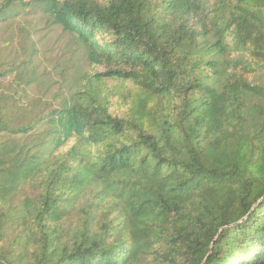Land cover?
<instances>
[{"label": "trees", "instance_id": "16d2710c", "mask_svg": "<svg viewBox=\"0 0 264 264\" xmlns=\"http://www.w3.org/2000/svg\"><path fill=\"white\" fill-rule=\"evenodd\" d=\"M0 264H264V0H0Z\"/></svg>", "mask_w": 264, "mask_h": 264}]
</instances>
